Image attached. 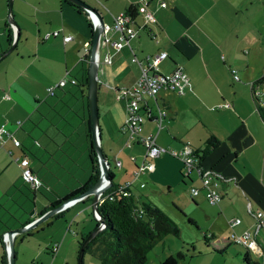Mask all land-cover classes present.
Segmentation results:
<instances>
[{"label": "crops", "instance_id": "obj_1", "mask_svg": "<svg viewBox=\"0 0 264 264\" xmlns=\"http://www.w3.org/2000/svg\"><path fill=\"white\" fill-rule=\"evenodd\" d=\"M84 1L107 22L112 14L137 2ZM164 2V6H159L158 0H146L156 21L138 27L128 43L142 63L145 54L165 50L166 56L159 60L156 69L167 71L179 65L186 72L189 84L182 93L162 87L154 97H148L151 115L146 114L142 105L140 133H154L155 142L170 149H177L184 140L191 147L202 149L206 138L216 139L203 154L200 165L233 178L219 182L220 198L215 203L205 200L202 189L190 195L207 219V243L218 250H227L229 231L252 229V217L245 209L248 200L253 209L262 211L261 225L255 235L260 250H250L249 255L264 264V123L250 95V81L260 75L264 77V67L249 72L251 64L246 50L249 33L246 26L242 27L243 17L248 21L247 7L258 2L264 8V0ZM9 13L18 35L12 48L0 57V95L7 93V97L0 96V121H6L19 144L6 139L0 146V232L38 215L50 200L83 183L90 172L87 60L81 58V45L91 35L84 12L66 0H11L9 10L8 0H0V53L12 38V26L7 21ZM133 18L137 24L142 21L139 13H134ZM54 29L56 34L42 37L45 31ZM65 34L71 36L64 40ZM263 36L257 32L253 40L261 51L259 44L263 43ZM106 48L109 62L99 60L96 65L98 144L111 166L120 171L116 179L111 168L112 180L122 183L130 180L143 148L135 140L125 143L124 99L114 98L113 86L130 85L139 66L131 59L127 45L113 48L100 43L99 56ZM239 62H244L242 73ZM229 67L236 69L237 79L231 77ZM63 73L74 77L75 82L67 80L62 86L54 87L53 93H46L45 86ZM259 98L264 108V94ZM222 101H228L229 106L217 105ZM157 107L163 108L165 115L156 131L152 115ZM140 110L145 111V116ZM16 119H19L17 126ZM20 154L28 157L29 167L42 182L35 190L20 178L14 159ZM114 156L120 160L119 165H114ZM151 160L153 168L139 175L155 179L166 169L171 181L180 179L188 188H200V182H193L190 175L181 173L177 156L160 151ZM91 203V194L84 193L74 203L18 231L12 238L13 264H71L80 237L96 223ZM231 216L240 220L229 225L227 218ZM54 241L56 246L52 249ZM2 256L0 242V264H3Z\"/></svg>", "mask_w": 264, "mask_h": 264}, {"label": "built area", "instance_id": "obj_2", "mask_svg": "<svg viewBox=\"0 0 264 264\" xmlns=\"http://www.w3.org/2000/svg\"><path fill=\"white\" fill-rule=\"evenodd\" d=\"M164 0H158L159 6H164ZM82 11L85 14L86 20L90 32L95 26L99 27V33L97 36V41L95 49L93 52L94 61L96 63L99 60L103 62H109L110 53L108 49L99 56V45L104 43L106 46L113 48H118L121 45H127L131 50V59L138 62L139 71L134 80L130 85H115L113 86L114 98L115 99H124L125 104V116L123 119V126L127 130V136L125 143L129 144L131 140L138 141L142 148V156L139 162L134 164V167L131 171V179L136 178L139 173L143 170H151L153 168L152 158L157 156L160 151H168L169 153L177 156L181 162L180 171L182 174L189 175L188 173L191 170H194L197 177L200 179V188L197 186H189L188 191L190 195L197 193L199 189H202L204 198L208 203H215L220 198L217 186L220 181H225L232 176H225L211 168H202L200 165V160L197 158V155L194 152V148L191 147L188 140H184L180 147L177 149H170L168 147L159 145L154 140V133H140L141 128V114L139 109L142 107L145 108L146 114H150V110L147 105V98L154 97L158 90L162 87H170L175 90L176 93H182L185 86L189 84L188 76L186 72L179 66L176 65L172 69L167 71H159L156 69V65L160 59L166 56L165 50H158L153 53H147L144 55V62L142 63L138 57L132 51L128 39L136 33V30L140 26H144L146 23H154L156 21L155 16L152 11L147 8L146 0H137L136 4L133 6V14L128 13L125 9L111 15V20L107 21H98L97 15L88 7H82ZM134 13H139L142 16L141 23L137 24L134 21ZM12 26V33L14 32V26ZM57 31H45L42 35L43 38L47 37L49 34H56ZM71 35L65 34L62 38L68 39ZM82 54L81 58L87 60L88 53L90 48V40H85L82 42ZM230 75L233 79L238 78V74L234 67H229ZM63 73L55 81L49 83L45 86V91L48 94L53 93L54 87L62 86L67 80L70 82H75L74 77H67ZM250 86L252 87V93L258 98L264 94V81L256 82L254 80L250 81ZM1 97H7L6 92H2ZM260 99V98H259ZM217 105L229 106L228 101H222L217 103ZM165 115V110L161 107H157L156 113L152 115V118L156 124V131L161 126V119ZM19 124V119L14 120V125ZM6 139H10L14 145L19 144V140L12 134V131L8 128L6 121H0V146ZM10 152L9 149H7ZM14 159L19 166V175L22 181L32 190L37 189L42 182L38 176L31 170L28 165V157L25 154L15 155ZM114 165H119L120 160L115 156L112 158ZM100 176V186L104 185L106 180L103 177L102 173L99 172L97 176ZM130 180H126L122 183H119L117 189H122V192L125 193V186L129 185ZM143 182L139 181L138 186H142ZM107 185L106 187H108ZM105 187V188H106ZM104 188V189H105ZM103 189V190H104ZM102 190V191H103ZM101 191V192H102ZM100 193H98L96 198L100 199ZM84 196V193L74 194L63 199L55 211H58L75 201L79 200ZM245 209L249 215L252 217V229L247 227L242 228L240 231L235 232L233 230L229 231L228 238L248 248L249 251H259L260 248L256 242L255 235L257 230L261 225V214L262 211L258 208L253 209L250 206L248 200L245 201ZM92 214L94 217L98 218V214L94 208H92ZM240 220L238 216H231L227 218L229 225L237 223ZM30 221L24 223V226L28 225ZM18 233V230L11 229L9 231L3 230L0 232V242L2 245L3 255L6 260L9 256V241L10 237L13 238L15 234ZM56 246V241L52 242L51 248L54 249ZM235 264V263H234Z\"/></svg>", "mask_w": 264, "mask_h": 264}, {"label": "trees", "instance_id": "obj_3", "mask_svg": "<svg viewBox=\"0 0 264 264\" xmlns=\"http://www.w3.org/2000/svg\"><path fill=\"white\" fill-rule=\"evenodd\" d=\"M66 1L82 10V7L79 5L69 0ZM125 10L128 13L133 14V5H128ZM254 81L263 82V75L255 78ZM250 95L254 109L264 123V108L260 99L252 93L251 86ZM89 141L90 145L88 146L87 156L90 172L87 178L83 183L70 189L62 196L50 200L48 205H57L63 199L80 193L90 186L96 179L98 165L91 144L90 132ZM215 142L216 139L213 136H210L206 138L202 149L194 148L197 158L200 160L206 150L213 146ZM110 176L111 183L101 192L100 199L97 200L96 203L98 218L95 217V220L96 223L100 220L103 223V226L85 243L83 252L87 251L93 255L97 259V264H143L146 259L145 250L156 243L157 240L166 233L178 234V227L151 202H140L139 204H136L133 194L130 192L128 186H125L124 190H126V192L123 193L121 188L117 189L119 183H115L112 180L111 170ZM45 209V207L42 208L40 213ZM187 221L194 222L191 217H187ZM202 235L206 244V233L203 232ZM82 236L80 238H82ZM227 240L233 242L229 238H227ZM79 242L80 239L78 244ZM182 255L183 253L180 250H176L175 255L167 254L163 256L158 264H176V258ZM2 257H4V255ZM242 259L245 264H260L259 259L254 255H249L247 250L243 251ZM4 260L2 261L3 264L6 263V260Z\"/></svg>", "mask_w": 264, "mask_h": 264}, {"label": "rangeland", "instance_id": "obj_4", "mask_svg": "<svg viewBox=\"0 0 264 264\" xmlns=\"http://www.w3.org/2000/svg\"><path fill=\"white\" fill-rule=\"evenodd\" d=\"M247 19L244 20L242 27L248 28L249 42L248 57L250 58L249 72L261 71L264 67V36L261 37L260 48H257V42L253 41L257 32L264 35V8L259 6L258 2L247 7ZM259 49V51H258ZM261 51V52H260ZM243 55H240V58ZM263 60V61H262ZM244 62L238 63L239 73L244 69ZM248 70H244L248 72ZM145 116V111L140 110ZM141 157H138V162ZM115 171L116 179H119L118 168L112 167ZM160 171L157 178L151 179L144 174L136 178H130V189L133 192V198L136 204L140 202H151L158 207L166 216H168L178 227V234L166 233L157 240L151 247L145 250V261L143 264H158L159 260L167 254L175 255L176 250H180L183 255L176 258V264H245L242 259L244 246L238 243L229 242L227 250H218L209 243L205 244L203 232H207V219L199 205H195L191 199L188 184L179 180L171 181L166 169ZM194 180L200 182L194 170L189 172ZM168 176V177H167ZM131 177V176H130ZM197 178V179H196ZM142 181L144 186L138 187L137 182ZM205 203V202H204ZM205 205V204H204ZM187 217H193L197 222H188ZM208 234V233H206ZM250 253V252H248ZM71 264H76L75 255ZM81 264H97V259L84 251L81 256Z\"/></svg>", "mask_w": 264, "mask_h": 264}, {"label": "water", "instance_id": "obj_5", "mask_svg": "<svg viewBox=\"0 0 264 264\" xmlns=\"http://www.w3.org/2000/svg\"><path fill=\"white\" fill-rule=\"evenodd\" d=\"M10 1L11 0H8V10L10 7ZM69 1L79 5L80 7L90 8L92 11H94L96 13L98 21L99 22L102 21V18L100 16V14L98 13V11L93 6L88 4L86 1H84V0H69ZM7 21L9 24H12V25L14 24L16 26V23L14 22L10 13L7 17ZM99 30H100L99 27L95 26L94 28H92V30L90 32L91 38H90V48H89L88 59H87L86 94H87V105H88V113H89V132H90L91 144H92L95 156H96L98 170L100 173H102L106 182L104 185L100 186V176L98 175L96 177V179L93 181V183L81 192V193H90L91 194V198H92L91 204H92V208H94L95 211H96V198H97L98 193H100L107 185H109L111 183L110 170L112 168L109 159H107L105 157L104 153L102 152V150L98 144L99 130H98V126H97V109H96V89H97L96 65H97V63L94 61L93 52L95 49ZM17 35H18V30H17V26H16L14 29V32L12 33V38L10 40L9 45L6 47V49H4L0 53V57H2L7 51H9L12 48L13 42H14L15 38L17 37ZM112 161H113V159H112ZM58 206H59V204L53 205V206L47 205V208L43 212L39 213L38 215H36V216L32 217L31 219L26 221V222L30 221L28 225L24 226V223H26V222H24L23 224H21L18 227L6 229V230L9 231L11 229H16L18 231H22V230H25L29 227H32L36 223H38L39 221L43 220L44 218H46L47 216L52 214L55 211V208H57ZM29 212H32V209H30ZM102 226H103V223L100 220H98L96 225H94V227L91 230L86 232L82 236V238H80V242H79L77 250H76V264H81V255H82V251H83V247H84L85 243L99 229H101ZM8 241H9L10 251H9V256L7 259V264H13L12 237H10L8 239ZM244 250H247L249 252L248 248H244Z\"/></svg>", "mask_w": 264, "mask_h": 264}]
</instances>
